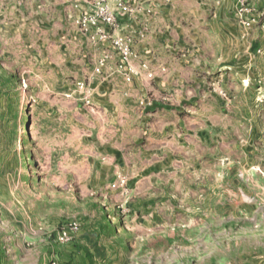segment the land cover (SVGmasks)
<instances>
[{
  "label": "rangeland",
  "instance_id": "rangeland-1",
  "mask_svg": "<svg viewBox=\"0 0 264 264\" xmlns=\"http://www.w3.org/2000/svg\"><path fill=\"white\" fill-rule=\"evenodd\" d=\"M0 264H264V0H0Z\"/></svg>",
  "mask_w": 264,
  "mask_h": 264
},
{
  "label": "built area",
  "instance_id": "built-area-1",
  "mask_svg": "<svg viewBox=\"0 0 264 264\" xmlns=\"http://www.w3.org/2000/svg\"><path fill=\"white\" fill-rule=\"evenodd\" d=\"M104 5V3H103ZM119 10L120 11H127L128 8L127 6L123 5L122 3L119 4ZM91 24L92 25H96L98 26V28L100 26H103L105 28H109V30L104 34L105 38H110L112 39V42L114 44V46L118 49L120 57H121V64H120V69L126 70V69H134L131 65H129V61L132 57V51L130 49V47L125 43L124 37L123 36H117V35H112L110 33V30H116L119 26V23L117 22V19L115 17V14L113 13V11L110 10V8L107 5L104 6H100L96 9L95 13L92 15L91 17ZM107 26V27H106ZM106 60L102 59V61L100 62V65L96 67V71L100 72L101 69L103 68V66L105 65ZM146 67V65H144ZM126 79L128 81H131L132 79V75L126 73ZM153 74L150 73L149 76H152ZM116 186V185H114ZM78 224L77 223H73L71 225V227L69 228V232L66 230V232L64 233L67 237H69V235L71 233H74L75 231L78 230Z\"/></svg>",
  "mask_w": 264,
  "mask_h": 264
},
{
  "label": "crops",
  "instance_id": "crops-1",
  "mask_svg": "<svg viewBox=\"0 0 264 264\" xmlns=\"http://www.w3.org/2000/svg\"><path fill=\"white\" fill-rule=\"evenodd\" d=\"M132 21L134 22V25L132 27H134L137 22H136V20H132ZM129 22H131V21H129ZM139 25H140V22L138 24H136V26H139ZM133 36L136 39L137 43L140 44L142 39L137 34H134ZM105 49H107L106 51H108V52L109 51H112V52L114 51L113 48L108 45V43L105 45ZM113 59H115V61L117 62V59H118L117 55L113 56ZM112 62H113L112 64L115 65L114 61H112ZM166 71H168V69ZM167 74H166V76H167ZM166 76H165V78H166ZM107 77L110 78L108 81H105V82H103L100 85H95L96 87L101 86L100 87L101 89H103V88L105 89L106 98L110 99L112 96L117 94L118 96L123 98L124 101L126 102V107H125L126 110L137 108L139 111L142 112V113H140L138 115V117L141 116V115L143 117H145L146 116V114H145L146 112H152L153 111L154 108H152V106H154V104H156V102H157L156 100L155 101L154 100L148 101V103L146 102L147 104L144 102L145 100H141L140 103L141 102L145 103L144 107H142L138 103V101H139L138 98H136L137 94L132 92V91L135 90L134 84H127V83H124L122 81L118 82L116 80L115 76H113V75L112 76L110 75V76H107ZM164 84L166 86V84H167L166 79L164 81ZM137 85L140 86V83H137L136 86ZM140 88H142V87H140ZM164 88H166V87H164ZM97 89H99V88H97ZM133 120H134V118H133Z\"/></svg>",
  "mask_w": 264,
  "mask_h": 264
},
{
  "label": "trees",
  "instance_id": "trees-1",
  "mask_svg": "<svg viewBox=\"0 0 264 264\" xmlns=\"http://www.w3.org/2000/svg\"><path fill=\"white\" fill-rule=\"evenodd\" d=\"M23 143H25V141L24 140H21ZM89 254V253H88Z\"/></svg>",
  "mask_w": 264,
  "mask_h": 264
}]
</instances>
